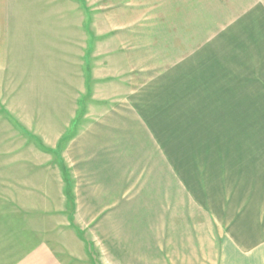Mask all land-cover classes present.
Masks as SVG:
<instances>
[{"label": "crops", "instance_id": "obj_1", "mask_svg": "<svg viewBox=\"0 0 264 264\" xmlns=\"http://www.w3.org/2000/svg\"><path fill=\"white\" fill-rule=\"evenodd\" d=\"M166 6L182 16L176 27L165 23L180 32L156 47L159 70L119 102L116 117L69 138L71 217L59 166L26 172L22 153L15 188L50 191L42 202L52 205L54 227L73 222L84 232L65 233L68 253L83 262L94 245L99 264H264V2ZM49 70L51 78L37 72L38 87L53 97L39 107L37 134L54 150L73 112L67 119L59 112L61 78ZM186 155L195 159V184L176 164ZM190 233L207 247L190 248ZM31 234L22 260L64 264L52 246L64 233Z\"/></svg>", "mask_w": 264, "mask_h": 264}, {"label": "rangeland", "instance_id": "obj_2", "mask_svg": "<svg viewBox=\"0 0 264 264\" xmlns=\"http://www.w3.org/2000/svg\"><path fill=\"white\" fill-rule=\"evenodd\" d=\"M167 1L0 0V264H34L32 259L22 260L26 254L22 252L33 242L31 233H64L52 243L64 264H99L94 245L93 256L86 262L70 256L65 233L73 229L83 238L84 232L77 227L75 230L73 222L74 228L58 222L54 227L52 205L42 202L50 191L15 188L19 187L15 181L20 180L21 154L26 172L41 165L60 167L65 193L69 190L65 214L71 217L74 185L69 170V138L103 116L116 117L119 102L159 70L156 47L163 48L164 38L180 32L176 28L166 30L169 24L165 23L176 27L182 16L165 13ZM53 67L62 84L57 92L62 106L59 112L66 119L73 115L59 147L50 150L37 131L41 128L39 107L43 102L51 104L53 97L51 89L38 87L37 72L43 70L46 78H51L49 69ZM45 107V114L53 117L51 108ZM176 147L180 143L174 142L173 149ZM176 164L195 184V159L178 156ZM195 234L199 233H190L189 247H207L209 241ZM23 239L27 242L21 244Z\"/></svg>", "mask_w": 264, "mask_h": 264}, {"label": "trees", "instance_id": "obj_3", "mask_svg": "<svg viewBox=\"0 0 264 264\" xmlns=\"http://www.w3.org/2000/svg\"><path fill=\"white\" fill-rule=\"evenodd\" d=\"M69 190H66V193H68Z\"/></svg>", "mask_w": 264, "mask_h": 264}]
</instances>
